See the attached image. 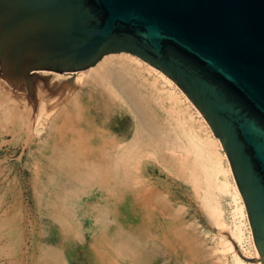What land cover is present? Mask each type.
<instances>
[{
    "label": "water",
    "instance_id": "obj_1",
    "mask_svg": "<svg viewBox=\"0 0 264 264\" xmlns=\"http://www.w3.org/2000/svg\"><path fill=\"white\" fill-rule=\"evenodd\" d=\"M142 58L201 111L229 159L264 264V0H0L2 77L35 95L109 54ZM40 74V73H39Z\"/></svg>",
    "mask_w": 264,
    "mask_h": 264
},
{
    "label": "rangeland",
    "instance_id": "obj_2",
    "mask_svg": "<svg viewBox=\"0 0 264 264\" xmlns=\"http://www.w3.org/2000/svg\"><path fill=\"white\" fill-rule=\"evenodd\" d=\"M68 79L60 80L76 81ZM0 81V264H236V258L256 264L247 227L241 243L233 235L239 223L234 190L229 188L228 192L221 193L214 189L223 211V223L216 224L202 200L206 188L203 178L198 182L202 190L196 191L188 174L174 169L172 173L162 172L164 165L158 154L148 158L143 168L161 171L155 177L162 182L167 178L174 205L170 206L166 193L161 194L160 205L177 218V226L174 229L172 225L168 230L165 241L169 240V245L164 238L157 252L146 245L144 262H141L142 245L134 208H121L115 198L109 201L97 184L70 177H64L62 185L55 183L61 171H51L45 159L52 147L48 139L52 127L49 119L57 115L65 104L64 99L43 97L38 104L30 105L24 92L13 88L2 77ZM54 81L57 82H50ZM159 81L160 87H170L164 80L159 78ZM155 106L166 119V110ZM180 106L171 113L173 118L184 114L188 119L191 115L189 121L201 132L195 110L188 108L184 99ZM166 108L169 109V103ZM176 122L173 126L179 141L185 143ZM199 164L209 170L206 161L199 159ZM227 180L232 183L228 175ZM168 223H172L170 218ZM146 227L150 229L149 222ZM170 253L172 260L167 257Z\"/></svg>",
    "mask_w": 264,
    "mask_h": 264
},
{
    "label": "bare ground",
    "instance_id": "obj_3",
    "mask_svg": "<svg viewBox=\"0 0 264 264\" xmlns=\"http://www.w3.org/2000/svg\"><path fill=\"white\" fill-rule=\"evenodd\" d=\"M39 73L40 76L52 75V80L56 81L64 77H69L68 80L76 79L73 81L75 83L70 82L71 86L61 89L56 95H52L39 79L33 98L24 92L27 95L25 100L28 99L30 105L38 104L43 97L64 99L65 104L57 115L48 118L52 126L48 136L52 147L45 159L51 171H61L58 179L56 174L53 175L57 179L55 183L62 185L70 177L87 181L88 184H97L109 197V201L115 198V203L121 208H134L142 245L139 254L141 262H144V247L151 245V249L157 252L161 238L169 245V240L165 241L168 230L172 229V225L174 229L177 226V218L160 205L162 193H166L165 198L170 206L174 205V197L168 192L170 186L167 178L162 182L155 177L161 171L153 167L143 168L148 158H154L158 154L164 165L162 172L166 170L172 173L174 169L188 174L196 191L202 190L198 182L203 178L206 188L203 189L202 200L216 224L223 223V211L215 198L214 189L221 193L228 192L229 188L234 190L233 197L237 203L235 215L238 216L239 223L236 224L233 235L241 243L244 239V227H247L256 264H261L245 202L223 145L201 111L171 78L142 58L129 53L106 55L95 66L86 70ZM146 73L152 78L147 77ZM0 76L2 77L1 65ZM158 77L170 87H160ZM5 81L9 84L6 79ZM50 81V87H53L56 82ZM18 95L20 97V94L16 96ZM182 99L198 115L201 132L196 131L189 121L191 115L188 119L183 113L177 119L171 115L176 106L181 108ZM15 100L18 101L16 98ZM167 103L169 109L166 108ZM155 105L166 110V119ZM51 108L53 109L52 106ZM175 122L181 128L185 143L179 141L173 126ZM199 159L209 164V170L206 171L199 164ZM227 175L232 183L228 182ZM169 218L171 224L168 223ZM148 222L150 229L146 227ZM167 257L172 260L171 253ZM235 263L247 264L239 258H236Z\"/></svg>",
    "mask_w": 264,
    "mask_h": 264
}]
</instances>
